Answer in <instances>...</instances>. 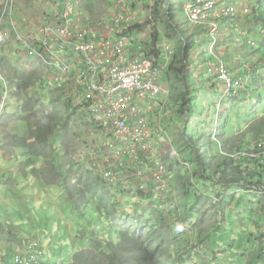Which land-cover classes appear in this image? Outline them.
<instances>
[{"label":"rangeland","instance_id":"1","mask_svg":"<svg viewBox=\"0 0 264 264\" xmlns=\"http://www.w3.org/2000/svg\"><path fill=\"white\" fill-rule=\"evenodd\" d=\"M92 1L94 5L91 8L84 7L88 0H71V3L72 6L77 5L79 10L94 13L95 20L103 19L99 21L100 24L112 19L111 12L113 10L111 7L114 6L112 1ZM131 1L135 5L133 10H135L137 20L134 19V22L138 24L133 29L130 30L129 28L122 33L124 36L134 33L132 40L140 46L143 44L142 41L145 43L147 41L150 44L151 40L148 38L150 35L149 28L157 24L154 21L155 17H153V8L157 0ZM171 1L173 2V19H169V21L174 28H178V32H183L181 35L187 38L190 36L193 40L190 45L193 46L188 50L186 57L188 59L187 67H185L186 76H176L175 71H169L172 72L170 75L168 70L161 72V81L171 91V99L169 101L165 95L160 96L157 100L158 103L152 109L153 118L149 122L155 125L162 121L163 130L157 131L155 129L153 133V128L150 125L140 122L141 126L138 129H133L132 132L127 129V133H131L128 139L129 147L125 143L127 136H122L119 140L110 137L108 132L97 124L95 118L92 119L89 113L85 112L84 106H80L82 101L74 98L75 101L72 100L69 104L63 102L69 97L72 98V95L75 96V85L81 86L84 78L81 68H76L69 79L56 80L50 72L48 73L49 70L43 64H39L44 71V75L51 77V80L46 78L48 84L45 89L42 90L40 82L37 85L45 93L46 104L49 106L51 98L55 97L51 94V91L55 94V89L57 91L65 90L60 101L63 102L66 115L69 116L67 118L69 123L67 126L63 122L61 125L53 127L54 131L48 134L50 137L49 145L45 150L48 155L36 157L16 146L12 151L6 153V142H10L16 133L20 136L24 134V137L30 139L36 133L26 130L23 122L17 121L18 117L12 114V111L10 116H6V118L11 119L8 122L2 121L0 130V248L3 247L6 251L19 252L26 244L34 242L45 253L41 264H71L72 253L79 249L80 244L88 242L87 228L84 226L90 227L91 223H95L89 222L95 220L94 217L97 214L92 211V204L93 206L96 205L95 195L93 197L91 193H87L80 184L78 192L74 190L69 194L64 185L62 187L59 185L60 178L55 174H51L52 168L60 171L61 164L70 159L71 155L68 149L73 147V159H77L80 165L82 164L85 167L87 164L91 165L95 171H100L101 177L110 178L109 168H116L117 165L124 164L126 170L122 174H126L129 181L133 182L136 187V190L132 188L129 191L134 190L136 192L129 202L136 200L137 204L135 205H138L139 208L143 205L145 208L148 205L146 203L154 199L153 195H158L155 201H162V198L165 200L169 196L166 191L169 186L165 187V185L175 186L178 189L177 193L179 189L182 190L183 188L182 197L185 195V185L188 184L189 187H192L189 199L193 205L191 206L192 217L189 220L190 222L182 227L181 232L187 235L190 242L198 240L199 234L203 232L209 233L207 238L204 239V242L210 245L209 249L204 250L202 253V256L209 259L207 264H264V256L261 262L253 261L252 263L254 255L251 253L258 250L264 253V248L248 250L246 249L248 246H246L244 251L245 240L244 242L237 240L240 236H245L243 234L245 229L253 232L255 226L259 225L260 220L263 222L260 225L263 226L264 230V216L259 219L264 211V192H260L264 187L255 188V191H252L253 193L231 188L228 185H220L219 183H214V186L211 187L210 182L195 180L196 178L189 177L182 172L185 171L186 173L188 171L189 164L182 165L175 162V159L179 158L180 153H183L184 150L182 143L177 140L184 141L185 138L187 141L188 137H191L190 141L197 140L200 144L206 146L208 150V156H205L206 160L211 159L213 150H218L214 137L210 139V135H216L217 137L221 133H225L222 135L223 138L229 140L226 144H222V142L221 145L222 147L227 146V149H231V145L235 148L237 146H247L249 150L255 149L259 135L254 138L255 132L252 131H256V126L264 115V0H249L251 4L247 3V0H232L240 8L236 19L222 18L219 21H214L211 17L197 25V27H194L186 18L185 11L179 3L180 1L185 2L187 5L189 0ZM169 3L167 0H162L163 10L169 8ZM59 5L60 0H15L13 22L18 30L23 32L29 33L42 30L45 15L49 13L51 17L54 14L57 16L56 11L59 9ZM0 6V14L2 15L3 6L1 1ZM93 17L86 22L87 24H83L84 28L90 29L89 26L92 25ZM148 22L150 23L148 24ZM213 23H216L217 27H214ZM138 25H142L144 30H134ZM53 26L56 25L53 24ZM128 26H130V23H128ZM162 31L166 32V28L161 30V33ZM101 32L103 31L101 30ZM104 34L106 33L104 32ZM170 34L172 36L171 32ZM170 40L174 53H178L176 64L183 66L182 61L184 60L181 61L180 59L182 54L180 48H178V43L176 40ZM1 48L4 50L3 53H7L3 57H6L8 62L15 63L19 68L29 69L28 71H30L32 68L30 62L39 61L25 52L28 50H22L12 38L8 37L3 41ZM131 48L128 45L126 50ZM98 51L99 49L96 48L95 52ZM219 53L226 55L232 61L234 69L232 71L237 75L241 73L239 70L243 69L241 66L243 58H245L243 64L245 68H249V66H262L263 68V71L259 70L255 75L260 78L250 86L245 77L240 78L242 80L239 79L238 81H235L237 78H234L233 96L239 95L240 98L232 99V96L231 101L225 100L224 102H222V99H217L220 85L215 82L214 78L216 77L208 69L211 66L215 68V61H212V59H220ZM108 56L109 53H106L105 57ZM249 56H252V59H249ZM233 61H238V63ZM166 63L168 64L167 61ZM252 68L254 69V67ZM182 69L184 72L183 67ZM8 74L9 71L6 70L4 75L8 76ZM215 75L218 76L217 71ZM11 83L12 86L17 87L16 83H13V81ZM214 84L218 86L217 90L214 88ZM186 85L192 88L197 86V88L195 91L187 89V95L191 97V101L189 102V113L187 116H183L179 110L180 105L178 103L180 101L176 98L182 96ZM49 88L51 91L48 90ZM13 90L18 93V90ZM14 105L15 100L11 103V108H16ZM203 108L205 113L200 114ZM48 111L49 109L42 110L41 115ZM214 112H216V119L212 117ZM221 116L223 120H221ZM226 119L228 122L225 121ZM62 120L63 117L59 116L56 122L60 123ZM225 123L228 126L227 130L224 126ZM197 128L205 129L203 134H199ZM185 130L188 136L183 134ZM62 133L65 136L64 138L72 139L73 144L61 143L62 136L60 135ZM199 135H202L201 139L198 137ZM260 137L263 138L261 134ZM52 144L55 145L54 148ZM42 147L39 146V148ZM156 154L162 161L163 171L158 170L155 165H151L150 159ZM13 156H16V159L12 158ZM231 156L236 157L234 158L236 161L246 159V155H240L238 150L231 152ZM29 159H33V165L26 164ZM144 165H147V168ZM179 166L182 168L181 174L176 176L175 167ZM137 169H142L143 173L133 177L131 173ZM258 172L256 170L257 174L252 179L253 183L259 179ZM88 173L91 174V172ZM77 177L78 175L74 176L69 182L73 185L77 184ZM41 179L47 180L46 186L38 181ZM262 181L264 182V174ZM130 182H125L124 186L128 187ZM205 188H208L209 191L205 192ZM247 188H250L249 185ZM158 190L160 191L158 192ZM114 191L115 188L108 185L107 192L113 193ZM129 192L123 199L125 202ZM179 194L181 193L179 192ZM219 194L222 197L216 202L215 199H219ZM196 195L199 197H196ZM118 198L122 199V196L118 195ZM239 198H243L245 201L240 206ZM68 199H71V201L73 199L74 202H70ZM218 205H221V212H224L223 219H221V215L217 210ZM169 206L172 205L168 201L166 209H170ZM226 215L230 216L227 220L225 219ZM178 220L179 218H174L171 222L178 223ZM219 224L222 225V229L214 230ZM78 229H80L78 231L80 237L83 235L86 239L73 242V236ZM98 229L100 230V228ZM221 239L223 243L218 246ZM176 240L177 238L172 239V242L175 243ZM183 242V238L180 236L177 243L181 244ZM177 243L174 244L175 247H177ZM212 244L214 245L212 246ZM214 246L219 247L223 253L215 256L213 253L215 251ZM164 253L165 257L162 262L172 264L173 259L170 250L167 249ZM196 254L192 251V258L190 256L185 258H190L194 262L196 261ZM11 255L13 257V254L7 255L6 261H11ZM214 257L217 260L212 261ZM220 258L223 261L218 263ZM195 264H202V262L197 260Z\"/></svg>","mask_w":264,"mask_h":264},{"label":"trees","instance_id":"2","mask_svg":"<svg viewBox=\"0 0 264 264\" xmlns=\"http://www.w3.org/2000/svg\"><path fill=\"white\" fill-rule=\"evenodd\" d=\"M169 1L171 0H167L168 3ZM60 2L63 3V0ZM179 3L185 10V2L180 1ZM261 3L262 2L260 1V4ZM93 5L94 2L92 0H88L84 7L86 6V8H91ZM172 5L173 2L171 1L169 3V8L167 10H163L162 0H157L153 8V17H155L154 21H156L157 24L156 26L149 28V38L151 40L150 44L146 42L141 49L146 54H152V58L154 56L156 60H160L158 57L161 55L159 42L165 39L166 45L172 46L170 39H172V41L176 40L178 43V48H180L182 54L180 59L181 61L184 60L182 61L183 66L176 64V59L178 58V53H176L174 54L173 60L169 64V67L171 68V71L176 72V76L185 77V67H187L188 61L186 57L193 40H191L190 36L187 38L181 35L183 32H178V28H174L173 24L169 21V19H173ZM46 15L47 18L45 21L48 22L51 14L47 13ZM82 20L85 22L89 20L85 13L82 15ZM149 23L150 22H148V24ZM164 28H166V32L162 31L161 33V30ZM134 30L143 31L144 27L142 25H138V27ZM170 32L172 33V36ZM0 53L2 54L0 56V65L3 66L4 72L6 70L9 71L7 77H9L10 81L16 83L19 90L18 94L15 95L16 99H14V106H16V108H6V116H10L12 111V114H15L18 117L17 121L23 122L26 130L36 133L33 135L32 139L29 137H24V134L20 136L18 133H16L10 142H6L7 149H5V151L9 153V151H12L16 146L24 151H28L29 154L35 155L36 157L47 156L48 154L45 150L49 145L48 142L50 137L48 134L49 132L54 131L53 127L56 125H61L63 122H65L66 126L68 125L69 121L67 118H69V116L66 115L63 102L69 104L72 100L75 101L74 97L71 96L72 98L69 97L62 102L60 99L65 93V90L57 91L55 89V94H53L49 88L48 90H50L51 94L55 95V97L51 98L50 104L48 106L45 102V93L42 92L37 86L38 82H40L42 84L43 90L48 84V81L44 76V72L39 67V65L34 64V62H30L32 68L30 71H28L29 69L19 68L15 63H10V61L8 62L7 58L3 57L7 54L6 52L2 53L0 51ZM249 59H252V56H249ZM161 60L165 61V59ZM182 67L184 68V72ZM253 67V76L250 77L251 79H249V82L254 83V80L258 79L257 76H255V70L257 71L258 67ZM6 86L7 85L3 82L0 76L1 96L5 94L4 88ZM59 88L61 89L62 87ZM196 88L186 85L182 96H178L176 98V100L180 101L178 103L180 105L179 110L183 116H187L189 113V102L191 101V97H188L187 95V89L190 91H195ZM236 98H240V96L235 95L232 97V99ZM217 99H219V97ZM225 100L231 101V97H227ZM13 101H11V103ZM80 106H84V104L80 103ZM48 109L49 111L45 112L46 114L43 113V115H41L42 110ZM85 112L87 111L85 110ZM203 113H205L204 108L200 111V114ZM6 116L4 117V122H8L11 119L6 118ZM59 116H62L63 120L60 123H57L56 121ZM215 116L216 112H214L212 115L213 119ZM221 120H223V117ZM225 121L228 122L227 119ZM220 125L222 126V124ZM224 126L227 130L228 126H226V123ZM248 129H250V127H248ZM198 130L199 134H203L205 129ZM252 132H255L254 138L258 137L259 135V140H257L256 147L253 150H249L247 146H237L235 148L233 145H231V149H227V146L222 147L221 145L222 142V144H226V142L229 140L228 138H223L224 136L222 135L225 133H221L217 137L216 135H210V139L214 137L215 141H213L216 143L218 150H213L211 159L209 160L205 159V156H208V150L206 146L200 144L197 140L194 142L190 141L191 137H188L187 141L185 138L183 139L184 141L178 139L177 141L182 143V148H184V150L183 153H180L179 158L175 159V162H179L182 165L189 164L190 167L188 168V171H186V173L185 171L182 172L189 177L191 176L194 179L196 178L195 180L210 182L212 184L211 187L214 186V183H219L220 185H228L231 186V188L253 193L252 191H255V188L264 187V182L262 181L264 174V115L256 126V131L253 130ZM183 134L188 136L186 134V130L183 132ZM260 134L263 136V138L260 137ZM60 136H62L61 143L73 144L72 139L64 138L65 136L63 133ZM201 136L202 135H199L198 137L201 139ZM39 146L43 147L39 148ZM52 146L54 148L55 145L52 144ZM68 150L71 155L70 159L61 164L60 171H58L56 168H52L51 174H55L60 178L61 181L59 185L61 187L64 185L69 194H71V192L74 190L75 192H78L80 184L87 193H91L93 197L95 195L96 205L93 206L92 204V211L97 213L94 217L95 220L89 221L95 223H91L90 227H87L86 225L84 226L87 228L86 235L88 242L84 244L82 243L83 245L80 244L79 249L82 245L81 250L78 249L72 253L71 264H166L163 263L162 260L165 257L164 251L167 249L170 250L173 259L172 264H195L197 260L201 261L202 264H207L209 259L202 256V253L204 250L207 251L209 249L210 245H207L204 242V239L207 238L209 233L203 232L202 234H199L198 240L190 242L187 238V235L181 232L182 227L190 222L189 220H191L192 217L191 206L193 205L189 200L191 197V190L193 189L192 187H189L188 184L185 185V195L183 198V188L182 190L179 189V192L181 193L179 194V192L177 193L178 189L175 186L165 185V187L169 186L166 190L169 196L165 200L162 198V201H155L154 198L152 201L146 203L148 205L145 208L144 205L139 208L138 205H135L137 204L136 200L129 202L136 193L134 190L131 192L129 191L132 188H135L136 190V187L134 186L133 182L129 181L126 174H122L123 171L126 170L124 168V164L117 165L116 168L110 167L109 172L112 174V177L105 178L101 177L100 171H95L91 165L87 164L85 167L82 164L80 165L77 159H73V147H69ZM234 150H238L240 155H246V159L244 161H236L234 159L236 157L231 156V152ZM249 151L252 153L250 154ZM12 158L16 159V156H13ZM33 163V159H29L26 162L27 165H33ZM175 170V175L179 176L181 174L180 171L182 168L181 166L177 168L175 167ZM256 170L259 171V179L257 182L253 183L252 179L257 174ZM88 172H91V174ZM76 175H78L77 184L73 185L69 182V180ZM38 181H40L42 184H45L47 180L45 181L44 179H41ZM125 182H130L128 187L124 186ZM108 185L115 188L113 193L107 192ZM248 185L250 188H247ZM194 191L196 190L194 189ZM207 191H209V189L205 188V192ZM128 192L129 194L125 202L123 199ZM260 192H264V189ZM118 195H121L122 199L118 198ZM196 197L199 196L196 195ZM218 197L219 199H215L216 202L220 200L222 195L219 194ZM68 200L70 202H74L73 199L72 201L71 199ZM168 201L172 205L169 206L170 209H166V203H168ZM241 203H245L243 198H239V206ZM217 210L221 215V219H223L224 212H221V205L217 206ZM262 216H264V211L263 214L260 215L259 219H261ZM229 217L230 216L226 215L225 219L227 220ZM174 218H179L178 223L171 222ZM261 223L263 222L260 220L259 225L255 226L253 232H249V229H245L243 231L245 236H240L237 239L240 242H244L245 240L244 251L246 246H248L246 247L248 250L253 248H255L254 250L264 248V230L263 226L260 225ZM217 226L214 228V230L222 229L221 224ZM96 227L100 228V230ZM79 230L80 229L75 232V235L73 236V242H79L86 239L83 235L80 237V233H78ZM180 236H182L184 241L181 244L177 243ZM175 238H177L175 241V243H177V247H175V243L172 242V239L174 240ZM222 243L223 241L221 239L218 246H220ZM213 245L214 244H212V246ZM183 246L184 248H182ZM214 248L215 251H213V253L215 256H219L223 253L219 247L214 246ZM192 251L197 253L195 256L196 261L194 262L190 258H185L189 256L192 258ZM2 252L7 253L8 255L11 254V250L6 251V249L3 247L0 248V253ZM251 253L254 255L252 263L253 261L259 263L263 260L264 253L261 250ZM213 260H217V258L214 257L212 261ZM222 261L223 260L220 258L218 263Z\"/></svg>","mask_w":264,"mask_h":264},{"label":"built area","instance_id":"3","mask_svg":"<svg viewBox=\"0 0 264 264\" xmlns=\"http://www.w3.org/2000/svg\"><path fill=\"white\" fill-rule=\"evenodd\" d=\"M120 0H116L119 2ZM12 4V0L5 1V8L10 9ZM205 4V5H204ZM204 5V7H203ZM237 7V8H236ZM240 8L233 3L232 0H225L223 3L222 0H192V3L187 7V14L189 21L197 26L205 20L209 18H213L214 21L225 19H236L239 15ZM8 13L4 10V14ZM60 17L59 22L57 20L55 23L56 26L51 24L45 25L42 27V30H39L41 34H45L42 38L41 42L43 43L42 51H47L49 47L56 46L59 51H76L81 49L84 45H87V49H91V47L95 46H103L105 45L109 49H113L115 46L118 48L119 53H114V61H132L130 65L125 69H120L118 67L115 68L117 74L122 78H130V82H122V81H109L106 76H101V82L94 86L97 90V94L94 96L95 102L101 108L104 106L107 100L113 98V96L117 95L120 97L125 96L124 92L127 94L141 95V96H158L161 93V88L157 83L158 80V69L154 66L150 67L145 65L144 67H139V62L137 61H152L150 58L145 56V53H141L138 50L134 49V45L130 41V39L122 33L120 36H116L113 30L112 33L109 31H104L106 34L102 33V26L96 28L92 31V36L84 41V38L89 35V31L87 28L83 27V24H87L88 21L82 20V15L80 13L74 14V11L71 10L70 4L67 5V10ZM233 22V21H232ZM214 27H217L216 23H213ZM86 31L85 35L80 39H75L72 34H77ZM91 31V30H90ZM105 36L106 38L103 40L104 43H99L98 39L100 36ZM130 45L132 48L130 50H126V47ZM169 50V48L167 47ZM37 50L38 55L41 56L40 50L36 46H32L29 51ZM171 53V52H170ZM91 53H84L75 60V61H85L86 56L89 57ZM111 56L104 57V60L109 61ZM50 61H60L59 57L56 55H50ZM104 62V61H100ZM86 65V64H85ZM86 68H83L84 65L80 67L84 70H88L92 68V62L87 64ZM57 67L59 68L58 73H56V79H59L60 76L67 75L73 70V63L67 62L65 59H62ZM210 72L214 70L212 68L209 69ZM216 71L218 72L219 80L223 81L225 85L228 87L226 93L230 91L233 87L234 78L232 76V72L227 66V64L219 59V63L216 66ZM146 81V84H144ZM5 94L3 96L0 95V119L4 113L5 107L7 105V100L11 93L9 92L8 86L4 88ZM129 97L126 98L129 101ZM151 108V105H149ZM131 109L135 111L131 112L135 115H139L141 113V108L138 105H132ZM115 126L120 127L123 130L128 138L131 133H127V129L131 132L133 129H138L141 126L140 122L135 124L133 129L128 128L125 120H115L113 121ZM163 165L160 167V171H163ZM43 259V251L40 247L30 242L24 248H22L18 253H16L11 261H6L2 257H0V264H41Z\"/></svg>","mask_w":264,"mask_h":264},{"label":"bare ground","instance_id":"4","mask_svg":"<svg viewBox=\"0 0 264 264\" xmlns=\"http://www.w3.org/2000/svg\"><path fill=\"white\" fill-rule=\"evenodd\" d=\"M8 1V0H5ZM114 4L112 8L113 12H111V20H108L107 22H103L102 29L104 31H109V33H112L115 29L114 33L116 36H120L123 31H127L129 28L130 30L137 26L138 23L134 22L135 17V10H133V7L135 6L134 3L131 0H120L119 2L114 3V0H110ZM223 3H225V0H222ZM157 2V1H156ZM192 3V0H189L188 4L185 6V15L188 19L187 14V7ZM1 5L4 6V4L1 3ZM205 5V4H204ZM203 5V7H204ZM1 7V6H0ZM237 8V7H236ZM7 11L8 9H2L1 11ZM133 10V11H132ZM57 23L61 18L58 16ZM137 20V19H136ZM189 20V19H188ZM3 23H6V25H2ZM128 23H130V26H128ZM233 24V23H231ZM53 25V24H51ZM56 25V24H55ZM195 26V25H194ZM91 32V33H90ZM86 31L72 34V36L75 39H80L85 35ZM89 35H87L84 38L85 40H88L92 36V30L89 31ZM45 36V34H41L38 30L35 32H23L21 30H18L17 26H15V23L11 19L2 18L0 14V43L5 41L8 37L15 40L16 44L22 49H26L28 51H25L30 56L35 57L41 61H44L46 68L49 70L52 77L56 79V73H58L59 68L57 67L58 63L65 59L69 63H73V70L71 73L67 75L60 76L59 79L56 80H63L69 79L70 76L74 74V70L76 68H79L81 65H84L83 68H86L89 64L92 62V68L88 69L87 71L82 69V73L84 74L83 82L81 86L75 85V96L74 98L79 99L81 104H84V109L89 113L92 119H94L98 125L102 126L104 130H106L110 137H112L115 140H119L122 136H127V134L120 129V127L115 126L114 122L115 120H125L128 128L133 129L135 127V124L139 122H144L146 125H150L154 130L162 131L163 128L161 126V122L156 123L155 125H152L149 121L152 120V109L153 107L158 103L157 100L160 98L161 95H165L169 101L171 99V91H169L168 87L164 85L161 81V72L164 71V68H168L171 60L167 61H137L139 62V67H144L145 65H148L150 67L154 66L158 69V80L157 83L161 88V93L158 96H141V95H132L127 94L124 92L123 97L120 96H113L108 102L104 103V106L101 108V106H98L95 102L94 96L97 94V90L94 88V86L98 85L101 80V76H106L109 81H122V82H130V78H122L120 77L117 72L115 71V68L118 67L120 69L127 68L132 61H114V53H119L118 48L115 46L113 49L107 48L105 45L98 46V47H91V49H87V45H84L81 49H78L76 51H59L56 46H51L48 48L47 51H42L43 43L41 42L42 38ZM105 36H100L98 39L99 43H104L103 40L105 39ZM32 46H36L38 50L41 52V56L38 55L39 52L37 50L29 51V49ZM98 48L99 51L95 52V49ZM0 51L3 53V49L0 47ZM84 53H91L89 57L86 56L85 61H75L77 60L81 54ZM106 53H109V56H111L110 60H104V57ZM2 54L0 53V56ZM50 55H56V57H59L60 61H50ZM104 61V62H100ZM86 64V65H85ZM3 69V66L0 65V76L3 82L6 84L10 82L9 78H7ZM71 79V78H70ZM144 84H146V81H144ZM11 87H13L11 85ZM85 87V88H84ZM129 101L126 100L127 97H129ZM81 96V98H79ZM132 105H138L141 108V113L139 115H134L133 111L134 109H131ZM151 105V108H149ZM159 109L157 108V111ZM163 113V111H161ZM162 118V115H161ZM187 121V119H186ZM128 137V136H127ZM128 139H126L125 143H127V147H129ZM160 154V153H159ZM141 157V156H140ZM142 158V157H141ZM151 165L156 166L159 170L162 161L160 157H158V154H156L151 159ZM149 160V162H150ZM143 173L142 169H137L131 173L133 177L135 175H140ZM110 173V178H111ZM159 186V185H157ZM168 187V186H167ZM160 190H158L159 192ZM158 195H153L154 198H156ZM7 256V255H6ZM12 257V256H11ZM8 258V257H6ZM43 261V260H42Z\"/></svg>","mask_w":264,"mask_h":264},{"label":"clouds","instance_id":"5","mask_svg":"<svg viewBox=\"0 0 264 264\" xmlns=\"http://www.w3.org/2000/svg\"><path fill=\"white\" fill-rule=\"evenodd\" d=\"M1 1V3L2 4H4V6H3V9L5 8V0H0ZM61 1V0H60ZM115 1V3H116V0H114ZM68 4H70V8H71V10L72 11H74V14L76 15L77 13H80L81 15H83L84 13H85V15H87L88 16V18L89 19H91L93 16H94V14L93 13H89V12H87V11H85V10H79V8H78V6L77 5H74V6H72V3H71V0H63V3H61L60 2V5H59V9L56 11V14L58 15V16H61L62 14H64L65 13V11L67 10V5ZM14 6H15V0H12V4H11V6H10V9H9V11H8V13H6V14H4V10L2 11V15H1V17L2 18H7V19H11V20H13V15L15 14V12H14ZM47 18V15H45V17H44V19H43V22H44V24H43V26H45V25H49V24H53V23H55L56 22V20L58 19V17L54 14L52 17H50V19H49V21L48 22H46L45 21V19ZM96 18H94L93 17V19H92V25L91 26H89L90 27V29H88V31H90V30H92V31H94L96 28H98V27H100L101 25H103V24H100L99 23V21H102L103 19H101V20H99V19H97V20H95ZM95 20V21H94ZM89 21V20H88ZM2 25H6V23H3ZM16 26V25H15ZM194 27H197V26H194ZM230 28H231V26H230ZM138 33H142V32H138ZM138 33H135V34H137L138 36H142L141 34H138ZM134 35V33H129V34H126V36L130 39V41L132 42V44L134 45V49H136V50H138L139 52H141V53H144L143 51H142V47L145 45V42L144 41H142V45L140 46V44H136L133 40H132V36ZM150 36V35H149ZM149 36H148V38H149ZM146 37V36H145ZM210 38H212V39H214L213 37H210ZM147 42V41H146ZM159 45H160V51H161V55H159L158 57L160 58V60H156L155 58H154V56H153V58H152V54H146L145 53V56L146 57H148V58H150L152 61H162L161 59H166L165 61H169V60H172L173 59V56H174V48L171 46V45H166V40L165 39H163L162 41H160L159 42ZM193 46V45H192ZM192 46H190V48L192 47ZM0 47H1V43H0ZM167 47L169 48V50L167 49ZM171 52V53H170ZM219 55H220V59L221 60H223L226 64H227V66L229 67V69L231 70V72H232V76H233V78H237L235 81H238L240 78H243V77H245V80H246V82L249 84V86H250V84H253V82H249V79H251L250 77L251 76H253V66H249V68H245L244 66H243V64L245 63V58H243L242 59V63H241V66H242V70H239L241 73L239 74V75H237V74H235L232 70H234L233 69V64L231 63V62H229L230 60L228 59V57L226 56V55H224V54H220L219 53ZM166 57V58H165ZM37 60H39V59H37ZM212 61H215V68L214 67H212L211 66V68L214 70L213 72H210V68L208 69L209 70V72L210 73H212V75H214L216 78H214V80H215V82L218 84V85H220V91H219V99L218 100H221L222 99V102H224V100H225V98H230V97H232L233 96V94H234V88L232 87L231 89H230V91L228 92V93H226V90L228 89V87L225 85V83L223 82V81H221V80H219V78H218V76H216L215 75V72H216V66L218 65V63H219V59H212ZM32 62H34V63H36V64H40V65H44L45 67H46V65H45V63H44V61H41V60H39V61H32ZM38 62V63H37ZM238 63V62H237ZM40 65H39V67H40ZM246 65V64H245ZM247 67H248V65H246ZM80 68V67H79ZM251 68V69H250ZM249 69H250V71H249ZM48 70V69H47ZM78 70V69H77ZM167 70H168V72L169 71H171V68L170 67H168L167 68ZM259 70H262L263 71V68L262 67H258L257 68V71L255 70V75H256V72H259ZM75 71V70H74ZM44 72V71H43ZM48 73H49V71H48ZM170 74H172V72H169V75ZM263 74H264V72H263ZM50 75V74H49ZM46 78H48V79H50L51 80V77H48L47 75H44ZM186 76V75H185ZM257 78L259 79L260 77L257 75ZM240 80H242V79H240ZM255 81H257V80H254V82ZM6 85L8 86V88H9V92L11 93V95L9 96V99L7 100V105H6V107H5V110H4V113H3V115H2V117H1V119H0V130H1V128H2V121L4 120V117L7 115V113H6V108H9L10 109V107H11V101H13L14 99H15V95L16 94H18L17 92H14V90L13 89H15V90H18V88L17 87H11V85H12V83H11V81L10 82H8V83H6ZM214 86V88L216 87V90L218 89V86L217 85H213ZM191 87V86H190ZM18 92H19V90H18ZM217 102V101H216ZM11 115V114H10ZM7 153V152H6ZM12 156V155H11ZM165 185V184H164ZM34 243V242H33ZM29 244V243H28ZM28 244H26V245H28ZM25 245V246H26ZM24 246V247H25ZM39 246V245H38ZM23 247V248H24ZM40 247V246H39ZM40 249L43 251V249L40 247ZM16 253H18V252H12L11 251V254H13V256L16 254ZM6 255H8L7 253H4V252H2V253H0V257H2L4 260H6ZM12 256V255H11ZM43 256H44V252H43ZM12 258L13 257H11V260H12Z\"/></svg>","mask_w":264,"mask_h":264},{"label":"crops","instance_id":"6","mask_svg":"<svg viewBox=\"0 0 264 264\" xmlns=\"http://www.w3.org/2000/svg\"><path fill=\"white\" fill-rule=\"evenodd\" d=\"M246 2L249 3V4H251V1H249V0H247ZM165 58H166V57H165ZM165 60H166V59H165ZM229 62L232 63V61H229ZM233 62H234V63H237L238 61H233ZM164 71H167V68H166V69L164 68ZM215 88H216V87H215ZM144 167L147 168V165H144Z\"/></svg>","mask_w":264,"mask_h":264}]
</instances>
